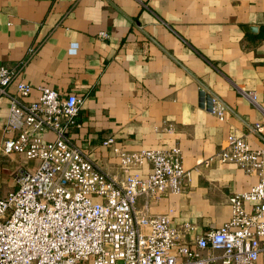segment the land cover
<instances>
[{
  "label": "crops",
  "instance_id": "1",
  "mask_svg": "<svg viewBox=\"0 0 264 264\" xmlns=\"http://www.w3.org/2000/svg\"><path fill=\"white\" fill-rule=\"evenodd\" d=\"M2 67L21 68L30 101L41 86L82 98L73 142L115 179L149 171H123L115 148L179 147L189 173L182 190L141 196L136 207L169 215L173 227L190 225L181 244L221 228L230 197L259 182L213 158L231 134L264 149V0H0ZM203 94L226 106L224 121L202 106ZM8 116L1 98L0 197L28 166L23 155L1 153ZM109 138L115 143L104 145Z\"/></svg>",
  "mask_w": 264,
  "mask_h": 264
},
{
  "label": "built area",
  "instance_id": "2",
  "mask_svg": "<svg viewBox=\"0 0 264 264\" xmlns=\"http://www.w3.org/2000/svg\"><path fill=\"white\" fill-rule=\"evenodd\" d=\"M21 72L0 68V99L9 101V137L1 153L39 163L23 167L15 188L0 197V264H257L264 254V149H252L246 136L228 137L213 159L236 165L259 182L230 197L232 215L221 228L181 244L190 225L173 227L169 215L153 216L136 204L141 196L155 199L182 190L189 175L182 150L115 148L123 171L149 168L146 177L115 179L73 142L84 100L41 86L39 98L30 101L33 88L18 80ZM13 83L15 94L9 92ZM209 97L212 106L206 109L224 121L226 106ZM114 143V138L104 141Z\"/></svg>",
  "mask_w": 264,
  "mask_h": 264
},
{
  "label": "water",
  "instance_id": "3",
  "mask_svg": "<svg viewBox=\"0 0 264 264\" xmlns=\"http://www.w3.org/2000/svg\"><path fill=\"white\" fill-rule=\"evenodd\" d=\"M252 30H254V29H257V28H254V27H252L251 28ZM201 101H202V106L203 107H206L207 109H211V106H212V102H211V99H210V97H207L206 96V94H203V96H202V98H201ZM207 105V106H206Z\"/></svg>",
  "mask_w": 264,
  "mask_h": 264
},
{
  "label": "rangeland",
  "instance_id": "4",
  "mask_svg": "<svg viewBox=\"0 0 264 264\" xmlns=\"http://www.w3.org/2000/svg\"><path fill=\"white\" fill-rule=\"evenodd\" d=\"M27 161H28V160H27ZM36 163H37L36 160H32V161H28V162H27V165H28V167H32V168H34V167L36 166Z\"/></svg>",
  "mask_w": 264,
  "mask_h": 264
}]
</instances>
